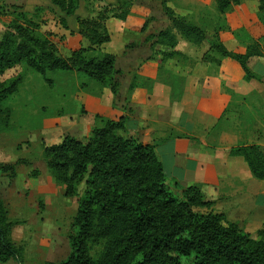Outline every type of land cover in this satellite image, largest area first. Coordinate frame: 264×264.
Segmentation results:
<instances>
[{
  "label": "trees",
  "instance_id": "trees-1",
  "mask_svg": "<svg viewBox=\"0 0 264 264\" xmlns=\"http://www.w3.org/2000/svg\"><path fill=\"white\" fill-rule=\"evenodd\" d=\"M50 1L66 17H72L81 0ZM133 1L118 0L119 10L128 8ZM214 1L220 14L242 2ZM111 13L104 10L96 20H77L78 34L90 47L62 58L56 45L39 35V24L20 12L0 40V77L18 66L30 69L48 83L49 73L76 72L116 96L120 72L115 70V57L99 52L98 58H87L96 53L95 48L110 41L105 22L109 18L123 21L129 14L123 11L109 16ZM163 13L169 25L156 36L146 38L151 48H162L150 58L159 62L157 80L166 62L187 60L175 50L178 37L194 47L203 46L207 39L203 29L170 8L163 6ZM258 13L264 14V0H258ZM59 19L65 26V20ZM207 53L212 58L206 59L204 54L203 63L219 67L221 60L231 59L240 67L246 82L257 78L248 69V60L263 56L257 46L248 47L244 54L232 53L217 37L209 42ZM140 80L141 83L136 77L131 82L129 93L139 85L151 86L154 82ZM22 82L21 76L0 81V115L1 105L18 92ZM166 84L171 88L172 101H178L181 79L172 77ZM95 120L98 125L91 129L86 143L68 137L45 151L48 168L56 183L64 187L65 197H78L79 187L84 185L75 218L76 233L69 239L70 254L59 264H183L182 260L189 264H264V229L257 232V241L222 214L195 213V208L209 209L213 203L204 200L197 186L183 189L175 184L176 190H183L182 199L173 194L154 147L124 135L125 117L113 121L95 116ZM229 153L244 160L254 179L264 181V149L248 145L231 148ZM4 176L15 177L14 168L1 166L0 178ZM12 226L0 201V264H22L19 249L10 239ZM95 248L99 253L94 252Z\"/></svg>",
  "mask_w": 264,
  "mask_h": 264
},
{
  "label": "rangeland",
  "instance_id": "rangeland-1",
  "mask_svg": "<svg viewBox=\"0 0 264 264\" xmlns=\"http://www.w3.org/2000/svg\"><path fill=\"white\" fill-rule=\"evenodd\" d=\"M52 6L50 0H0V40L21 12L39 24V35L49 38L56 45L60 57H69L72 51L64 47L67 39L61 33L66 31V25L60 22L58 9L54 11ZM163 6L206 32L207 39L203 44L204 48L207 47L206 59L212 58L207 52L209 42L214 41V37L232 53L244 54L248 47L257 46L264 55V14L258 13V0H242L240 6L232 7L223 14L217 11L214 0H135L122 10L118 8V0H81L78 9L85 14L84 19L95 20L104 10L113 12L109 16L128 11L123 20L127 21L125 33L136 45L143 37L156 36L169 25ZM67 36L70 34L67 33ZM97 56L99 54L90 53L87 58ZM173 62L175 70L180 65L179 70L192 67L188 60ZM16 76H21L23 82L18 92L1 105L3 113L0 115V167L12 166L15 177L0 178V201L9 222L13 224L10 239L19 249L20 262L59 264L70 254L69 239L76 233L75 218L84 185L79 187L78 197H65L64 187L56 183L48 168L45 151L60 145L68 137L82 143L89 140L91 129L98 125L95 120L98 115H94L96 109L90 106V99L98 98L100 87L97 84L98 88L90 86L95 83L76 72L49 73L47 80L51 83H48L22 66L5 72L0 81L5 82ZM249 101L252 108H248ZM260 106L255 97L249 100L248 97L234 99L231 111L236 123L230 130L237 134L238 147L256 145L248 141V131L254 129L249 125H253L258 116L262 121ZM118 111L114 109L105 118L101 117L109 120ZM167 186L182 199L183 190H176L173 183ZM211 203L213 206L209 209L195 208L194 212L222 214L214 202ZM247 210L248 204L243 211L236 209L228 216L222 215L258 241L260 236L257 232L263 230L264 226L257 232L249 233ZM94 252L99 253V248H95ZM182 263L189 264L185 260ZM8 264L17 263L11 261Z\"/></svg>",
  "mask_w": 264,
  "mask_h": 264
},
{
  "label": "crops",
  "instance_id": "crops-1",
  "mask_svg": "<svg viewBox=\"0 0 264 264\" xmlns=\"http://www.w3.org/2000/svg\"><path fill=\"white\" fill-rule=\"evenodd\" d=\"M51 9L57 11L54 6ZM81 11L77 9L72 17L58 12L66 23V31L61 32L67 39L64 47L72 52L90 47L78 34L77 20L85 15ZM105 25L110 41L95 48V54L115 57L119 88L116 96L107 88H99L98 98L90 99V106L96 109L94 115L105 118L118 109L109 120L125 117L124 135L154 147L167 185L199 187L205 200L214 202L225 216L236 209L243 211L248 204V232H257L264 226V181L254 179L244 160L229 152L238 147L237 134L230 130L236 123L231 111L234 99L257 98L261 116L264 115V55L248 60V69L257 78L246 82L233 60L225 58L219 67L203 63L207 47H194L178 37L175 50L193 65L179 70L180 65L175 70V62L168 61L157 80L159 62L150 58L162 48H151L145 37L135 45L126 36L127 21L109 19ZM136 77L139 83L142 77L154 82L151 86L145 82V86L139 85L129 93V85ZM172 77L181 79L178 101H172L171 88L166 84V78ZM90 86L98 88L93 83ZM249 106L252 108L251 101ZM260 118L253 119V125L248 124L254 127L248 131V141L264 148V124Z\"/></svg>",
  "mask_w": 264,
  "mask_h": 264
}]
</instances>
